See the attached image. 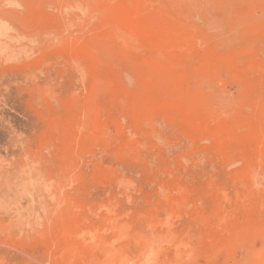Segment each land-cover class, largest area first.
I'll return each mask as SVG.
<instances>
[{"label":"rangeland","instance_id":"1","mask_svg":"<svg viewBox=\"0 0 264 264\" xmlns=\"http://www.w3.org/2000/svg\"><path fill=\"white\" fill-rule=\"evenodd\" d=\"M263 151L264 0H0V264H264Z\"/></svg>","mask_w":264,"mask_h":264},{"label":"bare ground","instance_id":"2","mask_svg":"<svg viewBox=\"0 0 264 264\" xmlns=\"http://www.w3.org/2000/svg\"><path fill=\"white\" fill-rule=\"evenodd\" d=\"M121 34V33H120ZM128 37V36H127ZM165 41V40H164ZM137 44V43H136ZM159 45V44H158ZM127 46V45H126ZM171 46V45H170ZM263 135V134H262ZM261 146V145H260ZM260 149V148H259ZM264 152V151H263ZM259 159H264V153L263 154H261L260 156H259ZM264 161V160H263ZM180 190V189H179ZM169 192V191H168ZM172 192V191H171ZM183 193V192H182ZM164 207V206H163ZM94 232H97V231H94ZM113 232V231H112ZM98 233V232H97ZM98 236V235H97ZM95 237V236H94ZM94 237H93V239H94ZM75 239V238H74ZM78 239V238H77ZM90 240V239H89ZM95 240V239H94ZM100 240V239H99ZM65 241H66V238H65ZM117 241V240H116ZM87 242V241H86ZM114 242V241H113ZM119 242V241H118ZM142 242V241H141ZM85 243V242H84ZM94 243V242H93ZM90 244V243H89ZM98 244V243H97ZM113 244V243H112ZM82 245H85V244H82ZM91 245H92V242H91ZM106 245H108V243L106 244ZM93 246V245H92ZM110 246V245H109ZM108 246V247H109ZM106 247V246H105ZM107 247V248H108ZM70 249V248H69ZM73 249V248H72ZM98 249V248H97ZM82 251V250H81ZM112 251V250H111ZM70 253V252H69ZM77 253H79V252H77ZM78 255V254H77ZM93 255V254H92ZM107 255V254H106ZM82 256V255H81ZM105 257H107V256H105ZM56 258V257H55ZM74 258V257H73ZM77 259V258H76ZM72 260V259H71ZM90 260V259H89Z\"/></svg>","mask_w":264,"mask_h":264}]
</instances>
